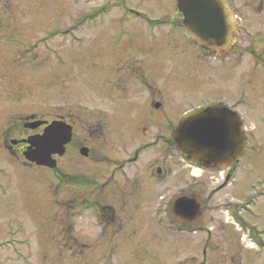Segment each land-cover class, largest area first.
<instances>
[{
	"label": "flooded vegetation",
	"instance_id": "obj_1",
	"mask_svg": "<svg viewBox=\"0 0 264 264\" xmlns=\"http://www.w3.org/2000/svg\"><path fill=\"white\" fill-rule=\"evenodd\" d=\"M176 1L171 0L173 10H167L165 4V11L154 17V12L133 7L130 0H92L90 13L76 11L73 20L70 17L63 21V40L72 36L77 41L81 36L76 32L77 27L83 25L82 15L89 14L96 41H113L110 48L112 57L106 61L108 68L95 69L92 83L95 95L104 96L107 100L111 118L108 123L89 124L86 139L78 142L77 155L81 159H77V163L79 167L87 164L90 172H78L76 186L72 188L75 193L64 196L62 202L66 218H75L76 231L85 228L83 231L96 238V246L88 245L81 238L83 242L78 240L81 241L80 253L83 250L91 253L86 264H97L98 261L99 264H113V261L116 264H146L147 258L139 246L145 238L156 241L157 245L160 242L158 258L163 257L164 260L163 263L158 260V264L169 263L166 257L167 253H173L172 249L187 254L185 261L175 264H264V229L259 230L256 224L245 219L246 215L242 217L243 204L246 203L243 200H248L246 205L250 210V205L264 200V192L254 196L248 192L246 198L231 199L224 206L214 204L215 199L212 202L230 187L237 163L225 172L188 165L189 171L181 177L172 156L162 159L159 154L163 145L178 152L172 135L188 112L223 107L242 115L244 65L250 68L249 74L256 73L258 67L264 68V0H224L231 23L235 26L234 40L231 47L219 52L199 46L186 35ZM6 3L11 5V0ZM100 29L105 33L97 34ZM112 31L117 34L113 40L103 37L110 36ZM75 50L81 53V50ZM19 52H14V60L21 56ZM93 52L98 56L99 51ZM195 63L203 65L204 75L208 76L205 82H199V86L207 84L215 89L213 95L205 90L203 97L197 100L188 96L194 81ZM180 72L186 79L178 80ZM98 74L103 78L96 80ZM162 111L168 112L162 117ZM18 115L22 116L16 115V122L5 130V136H13L6 137L4 145L10 160H17L18 156L25 159L23 151L29 146L27 141L42 135L54 121L64 122L73 128L72 141L66 146L64 156L68 154L77 135L76 124L69 117L61 116L49 121L35 112ZM125 129L137 134L123 142L124 138L118 131ZM109 130L119 136L114 142L111 139V145L96 147L90 142L91 139L99 141ZM150 131L153 133L148 136ZM83 149L87 151L86 156L81 155ZM120 151L124 159L118 158ZM147 154L152 157L145 162ZM154 155L157 156L155 160L152 159ZM54 159L58 165L62 157L55 156ZM21 165L31 170L42 168L26 159ZM195 168L203 172L224 173V176L221 180L208 178L214 180L208 181L210 188L213 187L209 192L204 187L195 190L199 178L194 175ZM62 176L59 174V178ZM183 198L198 202L200 214L197 219L193 216L180 219L176 203ZM66 204H70L72 214L67 213L70 209ZM226 206H239L230 220L224 216ZM132 243L139 246L134 261L127 256ZM233 252L235 255L231 259Z\"/></svg>",
	"mask_w": 264,
	"mask_h": 264
},
{
	"label": "rangeland",
	"instance_id": "obj_2",
	"mask_svg": "<svg viewBox=\"0 0 264 264\" xmlns=\"http://www.w3.org/2000/svg\"><path fill=\"white\" fill-rule=\"evenodd\" d=\"M7 1L0 0V264H86L91 253L83 250L81 254L79 242L83 239L88 245L96 246V238L83 231L85 228L76 231L75 218H66V208H63L62 202L64 196H72L73 192L75 193L72 188L76 186L75 176L78 172H90L87 164L79 167L80 164L77 163V159H81V156L77 155L78 142L86 139L89 124L108 123L111 118L107 100L104 96L95 95L92 83L95 69L108 68L106 61L112 57L110 48L113 41H96L97 35L92 31L89 14L82 15L83 25L77 27L76 32L81 36H78L77 41L72 36L62 39L64 19L71 17L73 20L76 11L90 13L92 0H11V5L6 3ZM130 1L135 8L142 7L140 9L154 12V17L165 11V4L167 10H173L171 0ZM157 1H162L161 5L156 3ZM76 21L75 19L74 24ZM10 27L12 30H9ZM100 30L97 34L105 33V30ZM103 37L113 40L117 34L112 31L110 36ZM76 48L81 50V53L75 50ZM20 49L28 52H19ZM93 50L99 51L100 54L97 53V56ZM15 51L21 54L16 60L13 59ZM203 69V65L194 64V81L188 96L196 100L203 97L205 90L212 95L215 92L212 85L199 86V82L206 81L208 77L204 75ZM248 69L250 68L244 65L241 86V116L246 128L247 154L235 166L231 186L212 199V202L215 199L214 204L218 205L229 204L231 199L246 198L248 192L251 196L264 192V68L258 67L256 73L250 74ZM178 75L179 81L186 79L183 73ZM102 78V74L96 76V80ZM31 112L38 113L49 121L61 116L69 117L76 124L75 140L68 154L60 159L53 172L42 168H24L21 165L25 160L22 156H18L17 160H10L8 152L5 151L6 137H13L5 136V130L12 122H16V115L18 117L22 116L18 114ZM167 112L160 113L163 117ZM151 133L153 132L150 131L147 135ZM118 134L123 136L122 141L125 142L137 132L125 129L119 130ZM118 138L116 132L109 130L105 131L104 137L99 141L91 139L90 142L98 147L102 144L111 145ZM159 154L162 159L172 156L181 177L189 171L183 158L171 146L163 145ZM117 155L118 158L124 159L123 152L120 151ZM151 157L152 155L147 154L145 162ZM152 159H157V156L154 155ZM193 171L194 175L199 176L195 190L204 187L208 188L209 192L213 187L210 188L208 181L214 180L208 178L221 180L224 176V173L203 172L197 169ZM59 174H62L63 178H59ZM243 202L246 203L243 204L242 217L246 215L245 219L250 223L256 224L259 230L264 229V200L250 205V210L246 205L248 200L244 199ZM67 206L70 209V204H66ZM239 206L224 207L226 219L230 220V212L238 210ZM72 212L70 209L67 213ZM144 241L139 243V246L143 256L147 258L146 264H158V260L163 263V257L158 258L160 242L158 241L157 245L154 240L145 238ZM134 244L136 243L130 245L127 253L132 260L135 252L139 250V246ZM172 252L167 253L168 264L186 260L187 254L183 251L172 249ZM234 255L235 252L231 259ZM227 257L230 260L228 254ZM113 264L116 263L113 261Z\"/></svg>",
	"mask_w": 264,
	"mask_h": 264
},
{
	"label": "water",
	"instance_id": "obj_3",
	"mask_svg": "<svg viewBox=\"0 0 264 264\" xmlns=\"http://www.w3.org/2000/svg\"><path fill=\"white\" fill-rule=\"evenodd\" d=\"M184 17L186 34L199 46L213 52L226 51L233 42L234 24L224 0H177ZM40 125V124H38ZM245 128L239 115L221 107L186 114L173 137L181 155L195 165L225 170L246 152ZM72 140V127L61 121L50 124L44 135L28 140L24 157L39 167L55 169L54 155L62 157ZM86 156V149L82 150ZM180 219L199 215L196 200L183 198L176 203Z\"/></svg>",
	"mask_w": 264,
	"mask_h": 264
}]
</instances>
